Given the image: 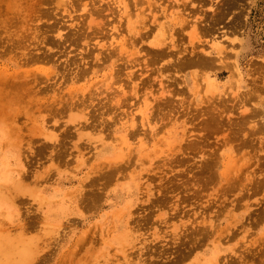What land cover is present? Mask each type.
Wrapping results in <instances>:
<instances>
[{
    "label": "rangeland",
    "instance_id": "374dc122",
    "mask_svg": "<svg viewBox=\"0 0 264 264\" xmlns=\"http://www.w3.org/2000/svg\"><path fill=\"white\" fill-rule=\"evenodd\" d=\"M0 264H264V0H0Z\"/></svg>",
    "mask_w": 264,
    "mask_h": 264
},
{
    "label": "bare ground",
    "instance_id": "6f19581e",
    "mask_svg": "<svg viewBox=\"0 0 264 264\" xmlns=\"http://www.w3.org/2000/svg\"><path fill=\"white\" fill-rule=\"evenodd\" d=\"M47 1H48V0H47ZM230 1H231V0H230ZM44 2H45V1H44ZM124 4H125V3H124ZM126 5H127V4H126ZM232 5H233V4H232ZM222 9H223V8H222ZM48 10H49V9H48ZM223 10H224V9H223ZM42 11H43V10H42ZM220 11H221V10H220ZM50 12H51V11H50ZM225 12H226V11H225ZM42 13H43V12H42ZM48 13H49V12H48ZM46 14H47V13H46ZM55 14H56V13H55ZM50 16H51V15H50ZM53 16H54V15H53ZM53 16H52V17H53ZM54 20H56V19H54ZM127 22H128V21H127ZM216 24H217V23H216ZM231 24H232V23H231ZM43 25H44V24H43ZM46 25H47V24H46ZM54 26H56V25H54ZM207 26H208V23H207ZM209 26H210V25H209ZM209 26H208V27H209ZM211 26H212V25H211ZM46 27H48V25H47ZM46 27L44 26L43 28L46 29ZM140 27H142V26H140ZM212 27H213V26H212ZM50 28H52V27H50ZM209 28H210V27H209ZM209 28H208V30H209ZM213 29H214V28H213ZM43 30H44V29H43ZM49 30H50V29H49ZM204 30H205V29H204ZM206 30H207V28H206ZM210 30H211V29H210ZM97 32H98V31H97ZM97 32L95 31V33H97ZM136 32H137V31H136ZM47 33H48V32H47ZM70 33H71V32H70ZM129 33H130V32H129ZM144 33H145V32H144ZM45 34H46V33H45ZM81 34H82V33H81ZM64 35H65V34H64ZM71 35H73V34H71ZM77 35H78V34H77ZM88 35H89V34H88ZM93 35H94V34H93ZM95 35H96V34H95ZM131 35H132V34H131ZM83 36H84V35H83ZM128 36H129V34H128ZM138 36H139V35H138ZM140 36H141V35H140ZM73 37H74V36H73ZM73 37H72V38H73ZM87 37H88V36H87ZM95 37H96V36H95ZM142 37H143V35H142ZM64 38H65V36H64ZM44 39H45V37H44ZM133 39H134V37H133ZM133 39H132V40H133ZM65 40H66V39H65ZM89 40H90V39H89ZM128 40H129V39H128ZM128 42H129V41H128ZM136 42H137V41H136ZM136 42H135V43H136ZM61 43H63V42L61 41ZM129 43H130V42H129ZM133 43H134V42H132L131 44H133ZM59 44H60V43H59ZM170 47H171V46H170ZM114 48H116V47H114ZM143 49H144V48H143ZM117 50H118V49H117ZM144 50H145V49H144ZM166 50H167V49H166ZM113 51H114V50H113ZM178 51H179V50H178ZM114 53H115V52H114ZM189 53L192 54V57H191V58H190V57L187 58V60H183V61H182V62H183L182 64H189V66H191V65L193 64V66H195V65L197 66V65H200V64H204V63H205L204 67H206V69H207V65H208V68H209L210 65L212 66V64H214V63H212L213 61H212V62H211V61H208L209 63L211 62V64H208L206 60H208V59H210V58L207 59L206 57H208V56L205 57V56H204V53H202V51H196L194 47H192V49L190 50ZM107 54H108V53H107ZM107 54H106V55H107ZM111 54H112V53H111ZM106 55H105V56H106ZM109 55H110V54H108L107 56L109 57ZM154 55H155V56H158V57L160 58V57H163V56H164V57H169V56H171V55L174 56V53H172L171 51H170V52H169V51H164V52H163V51H158V52H155V53L153 54V56H154ZM111 56H112V55H111ZM126 56H128V55H126ZM187 56H188V55H187ZM83 57H84V56H83ZM126 58H127V57H126ZM152 58H153V57H152ZM184 58H186V57H184ZM109 59H110V58H109ZM124 59H125V58H124ZM127 59H128V58H127ZM129 59H131V57H130ZM155 59H156V58H155ZM104 60H105V59H104ZM104 60H103V61H104ZM151 60H152V59H151ZM105 61H106V60H105ZM155 61H156V60H155ZM178 61H179V60H178ZM101 62H102V61H101ZM114 63H115V62H114ZM123 63H124V62H123ZM125 64H126V63H125ZM170 64H171V63H170ZM174 64H175V62H174ZM190 64H191V65H190ZM120 65H121V64H119V68L121 67ZM115 66H116V65H115ZM122 66H123V65H122ZM126 66H127V65H126ZM126 66H124V67H126ZM168 66H169V65H168ZM173 66H174V65H173ZM193 66H192V67H193ZM164 67H165V66H164ZM197 67H198V66H197ZM200 67H201V66H199L198 68H200ZM204 67L202 66V69H203ZM121 68H122V67H121ZM144 68H145V67H144ZM161 68H162V67H161ZM181 68H182V66H181ZM183 68H184V67H183ZM117 69H118V68H117ZM141 69H142V68H141ZM178 69H179V68H178ZM115 70H116V69H115ZM118 70H119V69H118ZM145 70H146V69H145ZM149 70H150V69H149ZM199 70H201V68H200ZM81 71H82V70H81ZM85 71H89V70L86 68L85 70H83V72H85ZM143 71H144V70H143ZM146 71H147V70H146ZM146 71H145V72H146ZM118 72H119V71H117V74H118ZM121 72H122V70H121ZM133 72H134V71H133ZM145 72H144V73H145ZM86 73H88V72H86ZM136 73H137V72H136ZM136 73H134L133 75H134L135 77L138 78V76H136V75H138V74H136ZM142 73H143V72H142ZM142 73H140V74H142ZM83 74H84V73H83ZM135 74H136V75H135ZM109 75H110V74H109ZM113 75H114V74H113ZM119 75H120V74H119ZM129 75H130V74H129ZM133 75H132V76H133ZM81 76H82V75H81ZM116 76H117V75H116ZM116 76H115V77H116ZM179 76H180V75H179ZM79 77H80V76H79ZM112 77H113V76H112ZM117 77H118V76H117ZM133 78H134V77H133ZM133 78H132V79H133ZM137 78H136V79H137ZM142 78H143V77H142ZM177 78H179V77H177ZM116 79H117V78H116ZM122 79H123V78H122ZM134 79H135V78H134ZM144 79H145V78H144ZM123 80H124V79H123ZM113 81H114V80H113ZM116 82H117V81H116ZM119 82H120V80H119ZM140 82H143V83H144L143 79L140 80ZM146 83H147V82H146ZM144 84H145V83H144ZM138 85H139V84H138ZM160 85H161V84H160ZM135 88H136V84L134 85V89H135ZM160 89H161V88H160ZM169 90H170V89H169ZM177 90H178V89H177ZM180 90H181V89H180ZM171 91H172V89H171ZM174 91H175V90H174ZM160 92H161V91H160ZM167 92H168V91H167ZM167 92H166V91H165V92L163 91L164 94L167 93ZM169 92H170V91H169ZM176 92H178V91H176ZM246 92H247V91H246ZM118 93H119V92H118ZM173 94H174V93H173ZM247 94H248V93H247ZM19 95H20V94H19ZM70 95H71V94H70ZM73 95H74V94H73ZM171 95H172V92H171ZM248 95H249V94H248ZM162 96H163V95H162ZM167 96H168V95H167ZM169 96H170V95H169ZM172 96L174 97V95H172ZM172 96H171V97H172ZM17 97H18V96H17ZM164 97H165V96H164ZM77 99H78V98H77ZM165 99H167V98H165ZM153 100L155 101L156 98L153 97ZM161 100H162V99H161ZM167 100H168V99H167ZM158 101H159V100H158ZM164 101H165V100H164ZM168 101H171V99L168 100ZM162 102H163V101H162ZM69 103H70V102H69ZM80 103H81V102H80ZM160 103H161V102H160ZM74 104H75V103H74ZM76 104H77V103H76ZM164 104H166V103H164ZM164 104H163V105H164ZM169 104H170V103H169ZM77 105H78V104H77ZM105 105H106V104H105ZM154 105H155V104H154ZM157 105H158V104H157ZM163 105H162V106H163ZM167 105H168V104H166V105L163 106V107L161 106V109H160V106L158 105V106H157V110L159 109V110L161 111L162 108L164 109ZM108 106H109V105H107V108H108ZM169 106H170V105H169ZM65 107H66V106H65ZM68 107H69V106H68ZM68 107H67V108H68ZM110 107L113 108L112 106H110ZM167 107H168V106H167ZM107 108H106V109H107ZM151 108H152L151 106H149V107L147 108V110H149V111H147V113H148L149 115L151 114V111H150ZM153 108H154V107H153ZM168 108H169V107H168ZM155 109H156V108H155ZM107 110H109V109H107ZM110 110H111V109H110ZM110 110H109V112H112V111H110ZM112 110H113V109H112ZM165 110H166V109H165ZM171 110H173V109L171 108ZM156 112H157V111H156ZM158 112H159V111H158ZM167 112H168V111H167ZM204 112H205V110H204ZM222 112H224V111L222 110ZM222 112H221V113H222ZM92 113H93V112H92ZM102 113H103V112H102ZM102 113H99V114H102ZM126 113H127V112H126ZM164 113H165V112H164ZM123 114L125 115V113H123ZM157 114H158V113H157ZM157 114H156V115H157ZM211 114H212V113H211ZM211 114H210V116H211ZM249 114H250V112H249ZM90 115H91V114H90ZM90 115H89V116H90ZM92 115H93V114H92ZM118 115H119V114H118ZM118 115H115V116H118ZM124 115H123V116H124ZM152 115H153V114H152ZM221 115H223V114H221ZM246 115H247V114H246ZM246 115H245V116H246ZM94 116H95V114H94ZM249 116H250V115H248V117H249ZM91 117H93V116H91ZM95 117H97V116H95ZM99 117H100V116H98V118H99ZM146 117H147V116H145L144 119H146ZM206 117H208V116H206ZM206 117H205V118H206ZM211 117L213 118V116H211ZM214 117H215V116H214ZM228 117H229V116H228ZM112 118H113V117H112ZM116 118H117V117H115L114 119H116ZM119 118H120V117H119ZM119 118H118V119H119ZM209 118H210V117H208V119H209ZM212 118H211V119H212ZM246 118H247V117H246ZM91 119H92V118H91ZM92 120H93V119H92ZM95 120H97V119H95ZM213 120H214V119H213ZM213 120H212V122H213ZM206 121H207V120H206ZM217 121H218V120H217ZM219 121H220V120H219ZM92 122H94V121H92ZM95 122H96V121H95ZM98 122H99V121H98ZM112 122H116V120L113 121V119H112ZM112 122H109V123H112ZM210 122H211V121H210ZM214 122H215V121H214ZM96 123H97V122H96ZM117 123H118V122H117ZM203 123H204V122H203ZM216 123H218V122H216ZM211 124H213V123H211ZM112 125H113V124H112ZM205 125H207V124H205ZM205 125H204V126H205ZM216 125H217V124H216ZM218 125H219V124H218ZM110 126H111V124H110ZM210 126H211V125H210ZM210 126H208L207 128H209ZM211 127H212V126H211ZM133 128H134V127H133ZM214 128H215V127H214ZM218 128H219V127H218ZM216 129H217V128H216ZM134 132H135V131H132V132L130 133V131L128 130V134H130V135H131L132 133H134ZM107 161H108L109 163H110V162H113V160H107ZM114 161H115V160H114ZM207 161H209V160H207ZM203 164H205V163L203 162ZM210 166H211V165H210ZM206 167H207V164H206ZM208 168H209V166H208ZM204 169H205V168H204ZM204 169H203V170H204ZM209 170H210V169H209ZM207 173H208V172H207ZM209 173H210V172H209ZM258 182H259V181H258Z\"/></svg>",
    "mask_w": 264,
    "mask_h": 264
}]
</instances>
